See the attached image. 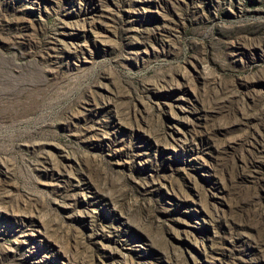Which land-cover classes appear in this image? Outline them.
Listing matches in <instances>:
<instances>
[{"label": "rangeland", "instance_id": "1", "mask_svg": "<svg viewBox=\"0 0 264 264\" xmlns=\"http://www.w3.org/2000/svg\"><path fill=\"white\" fill-rule=\"evenodd\" d=\"M0 264H264V0H0Z\"/></svg>", "mask_w": 264, "mask_h": 264}]
</instances>
